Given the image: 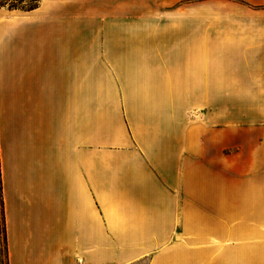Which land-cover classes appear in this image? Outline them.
<instances>
[{"label":"crops","instance_id":"crops-1","mask_svg":"<svg viewBox=\"0 0 264 264\" xmlns=\"http://www.w3.org/2000/svg\"><path fill=\"white\" fill-rule=\"evenodd\" d=\"M210 1L0 9L6 264H264V0Z\"/></svg>","mask_w":264,"mask_h":264},{"label":"rangeland","instance_id":"rangeland-1","mask_svg":"<svg viewBox=\"0 0 264 264\" xmlns=\"http://www.w3.org/2000/svg\"><path fill=\"white\" fill-rule=\"evenodd\" d=\"M30 0H26V2H29ZM223 1L224 0H211L209 8L206 9H212L215 11H222L223 10ZM19 2L21 0H0V9H6V10H22V9H16L11 8L12 5H19ZM41 2V1H40ZM26 4V3H24ZM190 4V3H189ZM187 6L185 3L183 4L184 9H187ZM201 9H205V7H201ZM25 11V10H24ZM217 22H222L221 18L216 19ZM217 54V52H216ZM185 103V113L183 115L184 119V126L185 130L188 128L194 127V125H199L201 128V135L207 131V128L209 124H213L214 126L210 130L213 134L215 139L222 140L223 139V120H222V108L216 107L213 108L208 103L210 100L207 99H200L199 101V107L190 108L188 107V103L191 102V100H183ZM95 102V100L89 99V107H91L92 103ZM191 104V103H190ZM191 106V105H189ZM111 116H105V115H91L89 114V121L94 122L95 118H100L106 120ZM106 122V121H104ZM91 130H89L90 132ZM0 228H1V250L3 252V255L5 254V245H4V237H3V222H0ZM257 231H259L261 234H264V227L260 228H253ZM239 228L233 227V233H238ZM250 245V244H249ZM4 264L6 262L4 261Z\"/></svg>","mask_w":264,"mask_h":264},{"label":"trees","instance_id":"trees-1","mask_svg":"<svg viewBox=\"0 0 264 264\" xmlns=\"http://www.w3.org/2000/svg\"><path fill=\"white\" fill-rule=\"evenodd\" d=\"M40 1L41 0H30L29 2H26V0H21V2H19V5H12L11 8L22 9V10L28 11V10H32L38 7V5L40 4ZM0 206H1V199H0ZM1 221L3 222V237H4V245H5V224H4L3 216L1 215V211H0V222ZM0 236H1V228H0ZM6 258H7L6 250H5L4 255L1 250V264H4V261L6 262Z\"/></svg>","mask_w":264,"mask_h":264}]
</instances>
